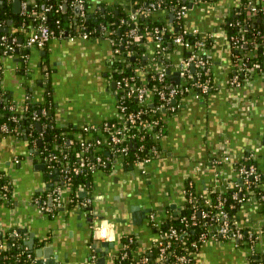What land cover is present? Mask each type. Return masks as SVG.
Masks as SVG:
<instances>
[{"label":"crops","instance_id":"1","mask_svg":"<svg viewBox=\"0 0 264 264\" xmlns=\"http://www.w3.org/2000/svg\"><path fill=\"white\" fill-rule=\"evenodd\" d=\"M23 1L35 5L39 0ZM123 1L88 0V10L92 15L93 8L103 7L102 3L112 5ZM241 1H188L192 9L187 15V25L214 34L212 71L219 87L199 100L192 96L178 100L175 111L166 113L167 134L160 144L161 155L150 165L114 161L108 170L96 171L91 187L85 191L87 194L81 193V197L93 196L89 209L79 205L64 209L57 206L52 193L58 184L59 169L46 166V171H40L36 168L43 159L39 148L31 145L27 136L5 134L0 137V175L9 184V194L0 201V237L15 229L23 230L26 241L33 235L34 248L47 249L45 252L50 258L44 259L50 261L48 264H100V252L93 248L96 239L92 227L112 222L114 235L107 241L114 246L103 247V251L107 249L105 264H115L128 237L138 243L133 250L137 260L149 250L151 264H159L152 257L158 229L151 214L156 213L157 219H163L169 213H178L185 202L181 191L185 176L188 174L196 188L204 191L218 184L227 172L226 166L213 167L222 154L239 156L252 151L264 155V74H254L252 84H244L242 88L230 84L234 73L231 48L221 29L227 9L238 7ZM7 2L12 9L7 19L14 21L10 32L3 34H15L18 41L13 50L0 55L1 87L19 110L28 100L41 103L51 96L57 127L70 130L114 122L118 115L116 80L120 64L116 62L109 40L98 36L83 39L76 35L81 18L75 7H68L64 13L68 33L43 49L27 48L25 39L35 24L18 22L16 16L22 12L14 13V1ZM122 7L126 6L122 4ZM32 12L37 19L44 13L33 9ZM181 55L176 52L174 61ZM172 75L174 83H179L177 72L173 71ZM189 106L202 111L197 113L193 109L187 114L190 126L195 125L192 134L185 139L171 136L170 121L176 120L182 111L186 110V114ZM199 130L204 132L200 134ZM198 165L201 170L196 169ZM158 185L160 190L155 188ZM253 217L261 223L257 212ZM257 249V253H252L238 241L210 240L202 245L191 264H258L255 261L264 253V237ZM234 250V255H227ZM223 255L220 261L211 258Z\"/></svg>","mask_w":264,"mask_h":264},{"label":"built area","instance_id":"2","mask_svg":"<svg viewBox=\"0 0 264 264\" xmlns=\"http://www.w3.org/2000/svg\"><path fill=\"white\" fill-rule=\"evenodd\" d=\"M55 1L58 5L56 11L61 10L64 4H67L68 7H75L79 4L81 19H88L91 15L87 7L88 4L86 5L88 0ZM188 1L165 4L163 0H146L147 5L140 4L139 7H134L136 3H140L139 0H124L122 4L126 7L122 8L129 16L121 18L120 26L127 25L128 29L124 36L118 39L114 38L116 30L110 29L105 24H100L99 31L97 29L87 30L86 26L81 24L79 32H75L83 39L98 36L106 38L111 43L116 62L120 64L116 80L119 97L118 115L114 122L104 123L101 129L96 125H87L82 127L84 133L74 132V136L80 144V151L77 153L79 163L72 160L69 153L66 152L65 143L56 146L60 153H64L63 160L58 165L55 164L58 153L50 152L42 157L48 168L59 169L58 184L52 193L57 206L67 208L79 205L84 209H89L93 202V196L88 194L81 197V193L87 191V187L83 185L73 187L74 175L83 173L93 175L101 167L110 165L114 159L124 161L130 156L132 149L134 150L133 146L136 145L135 150L137 151H144L147 140L150 141L148 155L137 156L135 163L149 164L154 158L161 155L160 144L167 134L163 118L159 115L160 112L164 109L166 110L165 114L174 112L178 104L173 103L175 99L181 100L192 96L199 100L218 89V83L212 76L211 48L214 47V34H206L198 28L187 25V15L192 9ZM210 1L214 0L204 2ZM30 4V1L22 2V15H28ZM247 4L249 5L247 10H241L238 7L227 9L221 27L231 48L234 73L230 77V84L235 88H242L244 84L251 85L253 75L256 73L264 74V60H260V54L264 55V27L251 36L245 23L246 20L255 18L257 21L261 19L259 22L264 25V4L259 7L252 0H249ZM53 8L54 5L51 3L46 10L50 11ZM99 10L101 7H94L93 13H97ZM232 14L241 17L235 22H229L228 19ZM172 15L174 16L173 20ZM242 17H245V20ZM56 22L59 25L61 20ZM226 22L234 28L232 34L224 26ZM4 24L6 23L0 20V26ZM173 28H176L177 31L171 36L172 49L169 50L166 35ZM14 30L17 31V29ZM67 33L65 27L59 32L51 28L46 22L44 12L39 17L38 23L34 25L33 31L27 35L25 46L30 49H43L49 42L63 37ZM17 41L18 37L15 34H11V36L3 34L0 43L3 53L13 50ZM129 47L132 49L128 50ZM176 52H181L182 55L179 60L174 61L173 56ZM133 58L134 60H132ZM126 64L132 65V73H126ZM192 65L195 67L194 70ZM173 71H176L180 78L177 84L171 78L168 80L169 77H173ZM150 80L155 83L150 84ZM3 95L2 88L0 117H3L6 106L12 113H23L28 110L29 104L32 102L28 100L19 110L17 104L12 100L4 99V101ZM155 99L159 101L158 105L155 104ZM132 101L137 102V108L133 110L129 106ZM150 104H154V108H150ZM47 114L46 109L40 112H30L31 120L34 122L31 125L36 122L41 123V115L46 116ZM164 117L166 118V116ZM11 118L13 121L18 120L15 115ZM31 127L30 129H21L15 135H31ZM9 129L10 126L3 123L0 126V137L7 134ZM93 131H96L97 138ZM100 150H107L109 155L98 154ZM91 155H93V159H89ZM216 159L217 162L213 165L214 169L222 166L227 167L224 178L219 180L218 184L208 187L204 191L196 189V199L190 193L188 200L186 196L189 193L184 185L181 191L185 202L179 208L178 215L169 213L168 216H164L165 218L157 219L156 213L151 214L154 225L158 229L155 246L159 252L157 258L159 264L165 263L169 250L179 241L189 251L175 254L178 264H191L202 245L210 240H234L249 247L252 253L258 252L257 244L264 237V211L261 212L264 206V194L259 196L248 193L254 183L264 179V155L248 151L236 156L227 152ZM196 169L201 170L200 165ZM185 180L191 187L195 185L188 174L185 176ZM1 188L8 189V181L1 185ZM198 200L202 203V207L197 205ZM188 201L193 202L194 210L190 214H182L186 207L185 203ZM238 206L239 210L232 213ZM255 212L261 216V223L253 217ZM175 218L180 220V224L184 228L180 229L173 223L172 220ZM166 222H169L167 226H165ZM202 223L206 228L196 232V227L201 226ZM92 230L95 239L107 241L114 235V224L112 222L93 224ZM12 235L21 236L17 229L13 230ZM132 242V237L126 239L123 244V257L128 255L127 251ZM9 245L16 246V243L7 244L5 241H0L1 249H6ZM26 251H29L27 256L33 258L34 263L38 262L35 252L29 249L25 241V250L20 255ZM147 252L149 250H145L143 256L139 258V264L150 263L151 259Z\"/></svg>","mask_w":264,"mask_h":264},{"label":"trees","instance_id":"3","mask_svg":"<svg viewBox=\"0 0 264 264\" xmlns=\"http://www.w3.org/2000/svg\"><path fill=\"white\" fill-rule=\"evenodd\" d=\"M70 2V0H68ZM140 3H136L134 7H139L140 4L145 6L147 5L145 2L146 0H139ZM165 4H170V3H176L178 1H180L181 3L186 2V0H163ZM202 1H206V0H202ZM249 0H242L241 4L238 6L239 9L241 10H247L249 5L247 4ZM254 2L255 5L257 6H261L262 4H264L263 0H252ZM54 5V8L50 11H47L46 8L48 5L50 4ZM89 4L88 1L86 3V5ZM103 7H101V10H99V12L94 13L92 15H90L89 19H80L81 23L83 25L86 26L87 30H93V29H97V31H99V27L100 24H105L108 25L110 29L112 30H116V35H114L115 39L121 38L124 36L125 32L128 29L127 25H123L120 26V20L121 18H127L129 16V14L122 8V4H120V2H117L115 4L112 5H107L106 3H102ZM88 7V5H87ZM58 8V5L56 3L55 0H39L35 5L30 4L29 5V9H28V15H17L16 18L18 17V22H22V23H26V25L29 24H37L38 23V19L37 17H35L34 13L32 12V9L34 11H42L45 12L46 15V22L49 24V26L53 29H55L56 31L59 32V30H62L65 27V15L63 12V8L59 11H56V9ZM12 14V9L10 7V3H8L6 0H3V3H0V20L4 21L5 23H7L8 21V16ZM241 16L238 15H234L232 14L228 21L229 22H235L237 19H239ZM242 19L245 20V17H242ZM57 20H61V23L58 25L57 24ZM140 22L142 23L143 20L141 19ZM248 29L250 30V35L253 36L254 33L258 30L263 29L264 25L263 23H260L259 21H257L255 18H251L249 20L245 21ZM142 25V24H141ZM152 26V25H151ZM150 26V27H151ZM224 26L229 29V32L234 31V28L231 27L229 25L228 22H226L224 24ZM177 30L176 28H173L172 31H170L167 35H166V43L168 46V49L171 50V36L173 33H175ZM209 46H211V44H209ZM212 47V46H211ZM2 49L3 47L0 45V55L2 54ZM132 49V47H129L128 50ZM185 54H187V52H185ZM260 60L263 61L264 60V55L261 53L260 54ZM125 70L126 73H132L133 72V67L132 65H125ZM212 76L214 77V73L212 71ZM1 72H0V92L2 91V87H1ZM171 77L168 78V80H170ZM150 84L155 83V81L150 80L149 81ZM2 99L4 100H11V98H9V93L7 91H4V95L2 96ZM4 100V101H5ZM155 104L158 105L159 101L157 99H155ZM137 102L136 101H132L129 103V106L131 107V109H136L137 108ZM155 105L151 106V104L149 105L150 108H154ZM46 109L47 110V115L46 116H42L41 115V123H42V128L41 130L37 129L36 125L32 123H34L31 120V116H30V112L32 111H37L40 112L42 110ZM55 111V103L53 102V99L51 98V96L46 97L44 102H30L29 104V108L27 111H24L23 113H12L8 107L6 106V108L4 109V115L3 117H0V126L3 123H7L10 126L9 131L7 132V134H15L17 132H20L21 129L25 130V129H30V127L32 128V134H28V135H24L22 134L21 137L27 136V140L30 142L31 145H33L34 147H38L40 150V155L41 157L47 155L50 152H55L58 153V159L55 161V164L58 165L62 160H63V155L64 153H60L59 149L56 147L57 145H60L61 143H65L66 145V152L69 153L70 157L72 160H75L76 162L79 163V157L77 156V153L80 151V144H79V140L77 138H75L74 136V132H83L82 128H71L70 130H66L60 127H57L55 125L54 119H53V114ZM42 114V112H41ZM15 115L18 120L17 121H13L12 120V116ZM162 118H163V124L166 126L167 128V123H166V118L164 116H166L165 112L162 110L159 114ZM167 117V116H166ZM98 128H102V125L98 126ZM30 131V130H29ZM95 138H97V134L96 131H93ZM65 138V140H63ZM42 142L41 145H39V142ZM150 144V141L147 140L146 142V149L144 151H137L135 150L136 145L133 146L134 150L132 149V152L130 154L129 157L125 158L124 162L126 164H135V160L137 158V156L143 157L148 155V145ZM98 154L102 155V156H107L109 155L107 150H100L98 152ZM89 159H93V155H91L89 157ZM115 161L112 160V163ZM109 165L105 166V167H101L100 169H105L108 170ZM91 181H92V174L90 173H83V174H79V175H74L73 176V187H78L79 185H83L86 186L87 188H90L91 186ZM7 183V179L4 178L3 176L0 178V201L2 202L4 200V195L9 194V188L3 190L1 188V185L6 184ZM185 186L187 188L188 191V195L186 196L187 200L189 199V195L190 193L193 194L194 199H196L195 196V190L197 189L195 185H193V187H191L189 185L188 182L185 183ZM255 194V195H259L261 196L262 194H264V179L262 181H259L257 183H254V185L252 186L251 191L248 194ZM198 206L202 207V203L200 202V200H198L197 202ZM186 207L185 209L182 211V214H190L191 211L194 210L193 208V202H186L185 203ZM57 210V209H56ZM59 210V209H58ZM239 210V206L236 207L232 213H235ZM264 211V206H263V210H261V212ZM175 216L178 215L174 214ZM173 223L178 226V228H184L182 227L183 225L180 224V220L179 219H173L172 220ZM167 224H169V222L165 223V226H167ZM205 224L202 223L201 226L196 227V232H199L201 229H205ZM20 237H15L12 235V233L8 232L5 236L0 237V241H5L7 244L8 243H12L15 242L16 246H12L9 245L6 249H1L0 248V264H33L34 263V259L33 258H29L27 256V253H29V251L25 252L24 254L20 255V253L25 250V236L23 233V230H20ZM196 234V233H195ZM194 234V235H195ZM138 246V243H136V241H133L127 251V256L123 257L122 253H123V249L121 251V255L118 257V259L116 260L115 264H139V260L136 259V256L134 255V251ZM154 250H153V254L152 257L154 256V259L157 260L159 252H158V248L157 246H154ZM191 250V249H190ZM188 249H185V246H183L181 244V242H176L173 246L172 249L169 250V253L167 255V258L165 259V263L164 264H178L175 258V254H183L188 252ZM197 254V253H196ZM147 255L151 258L150 256V252L147 253ZM196 256V255H195ZM17 257H19V259H17ZM195 259V257H194ZM153 261V260H152ZM152 261H150L149 264L152 263ZM255 262H257L258 264H264V253H260L258 260H256ZM34 264H38V262L34 263Z\"/></svg>","mask_w":264,"mask_h":264},{"label":"water","instance_id":"4","mask_svg":"<svg viewBox=\"0 0 264 264\" xmlns=\"http://www.w3.org/2000/svg\"><path fill=\"white\" fill-rule=\"evenodd\" d=\"M13 1H14V4H13L14 5V13L18 14L22 10L21 9L22 8V0H13ZM0 3H3V1H0ZM80 8H81V6L79 4L75 6V12L77 15H80ZM67 9H68V5L64 4L63 5V12L66 13ZM173 18H174V16L172 15V20H173ZM260 20L261 19H258V21H260ZM13 21L14 20L11 18L8 20L7 25H1L0 26V34L9 33L10 27H12V25H13ZM1 42H2V36L0 35V43ZM16 51L18 52V49H16ZM132 60H134V58ZM194 68H195L194 65H192L193 70H194ZM177 75H178V73H177ZM176 80L180 81L179 75H178V77H176ZM173 103L177 104L178 100L177 99L173 100ZM153 105L154 104H151V106H153ZM163 111L165 112L166 110L164 109ZM35 125H36L37 129L41 130L42 125L40 122H36ZM41 144H42V142L40 141L39 145H41ZM37 153H39V151H37ZM117 162H118V160H115V163H117ZM150 164L151 163H149V165ZM46 166H47L46 163L43 162V163H38L36 165V168L40 171H46ZM108 167H110V165ZM55 173H58V170H56ZM86 194H87L86 192L83 193V195H86ZM51 201H52V199H51ZM175 206L176 205H174V204L172 205L173 208H175ZM62 209H64V207H62ZM34 242H35V239L32 235L31 238L28 241H26V244L28 245L29 249L31 251L35 252L36 256L39 258L38 264H48L50 261L48 259L45 261V259H44V258H47V256H48V254L45 252L47 249H42V248L35 249L34 248ZM109 246L113 247L114 243L111 241H102L100 239H96L94 241L93 248L100 252V257H101L99 259L100 264H105V255H106L105 251L107 249H105V251H103V247H109ZM43 255H45V257Z\"/></svg>","mask_w":264,"mask_h":264},{"label":"rangeland","instance_id":"5","mask_svg":"<svg viewBox=\"0 0 264 264\" xmlns=\"http://www.w3.org/2000/svg\"><path fill=\"white\" fill-rule=\"evenodd\" d=\"M196 105H199V104H196ZM193 109L196 110L197 113H202V111L200 109H197V107H192V106L190 107L189 106V108H187V113L186 114H185L186 110L185 111L181 110L182 112L178 114V118L176 120L170 121V124H169L170 132H169V134L171 136L176 135V136H178L180 138H184L185 139L187 135L192 134V132H193L192 129L195 128V125L193 127L190 126L189 122L187 121V119H188L187 116L190 114V110H193ZM184 114H185V116H184ZM199 132L201 134L204 131L199 130ZM155 188L160 190L159 185L157 187H155ZM149 199H151L150 195H148V200ZM227 243L230 246H232V243H230V242H227ZM234 254H235V250L234 251H230L229 253H227L228 256L234 255ZM224 257H225V255L217 256V257L212 256L211 258L214 259V261H216V260L220 261Z\"/></svg>","mask_w":264,"mask_h":264},{"label":"flooded vegetation","instance_id":"6","mask_svg":"<svg viewBox=\"0 0 264 264\" xmlns=\"http://www.w3.org/2000/svg\"><path fill=\"white\" fill-rule=\"evenodd\" d=\"M122 162H124V161H122ZM124 164H126V163H124Z\"/></svg>","mask_w":264,"mask_h":264}]
</instances>
